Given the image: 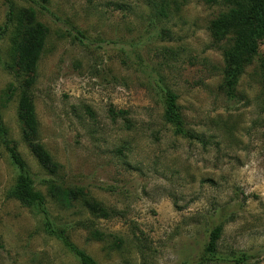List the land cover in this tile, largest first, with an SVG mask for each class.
Masks as SVG:
<instances>
[{
  "label": "rangeland",
  "instance_id": "374dc122",
  "mask_svg": "<svg viewBox=\"0 0 264 264\" xmlns=\"http://www.w3.org/2000/svg\"><path fill=\"white\" fill-rule=\"evenodd\" d=\"M12 1L14 23L4 29L0 0V113L54 226L97 264H193L226 210L234 219L219 241L225 261L213 264H234L228 260L238 254L264 264V40L231 101L218 90L223 43L217 47L208 31L223 5L49 0L37 15L49 35L32 96L39 141L60 166L50 177L21 141L17 95L7 98L17 21L29 7ZM160 7L167 18L158 17ZM65 25L82 33L83 44ZM156 82L177 96L186 129L202 144L173 134ZM50 179L117 214L98 219L80 202L61 208L42 185ZM15 180L0 147V264H78L32 209L8 197Z\"/></svg>",
  "mask_w": 264,
  "mask_h": 264
},
{
  "label": "trees",
  "instance_id": "16d2710c",
  "mask_svg": "<svg viewBox=\"0 0 264 264\" xmlns=\"http://www.w3.org/2000/svg\"><path fill=\"white\" fill-rule=\"evenodd\" d=\"M21 1L29 7L22 11L17 21L20 23L21 37L16 48L15 62L9 67L14 85L9 88L7 98L10 100L17 95L16 118L20 126L22 143L40 169L50 177H57L60 166L39 141V126L32 96V90L37 82L38 63L49 35L48 28L39 23L37 15L47 13L45 6L49 0ZM201 2L206 5L221 4L226 8L225 12L211 23L208 31L217 47L223 43L219 48L224 69L218 90L228 100L233 101L236 98L237 83L246 68L257 58L258 42L264 40V0H201ZM6 8L7 18L4 29H8L14 23L15 5L12 0H6ZM156 11L158 17L167 18L164 8H156ZM65 31L73 42L83 44L84 36L78 30L68 26ZM260 69L264 78V58L260 61ZM159 83L154 84L156 95L163 110V119L171 127L173 134L202 144L195 133L186 129L177 106V96L161 87ZM6 130L0 113V147L4 149L16 172V180L7 193L8 197L16 200L23 207L32 209L41 218L45 232L56 238L78 264H97L72 243L65 230L56 228L51 222L45 199L33 188L34 183L29 175L28 166ZM42 185L48 190L49 197L63 209H72L75 203L80 202L92 216L98 219L107 220L117 214L91 201L81 188L67 187L51 179L43 180ZM218 215L219 223L208 232L207 240L196 255L193 264L225 261L218 253L219 241L224 223L233 220L234 215L226 210H220ZM250 260L251 257L246 254H238L228 261L234 264H248Z\"/></svg>",
  "mask_w": 264,
  "mask_h": 264
}]
</instances>
